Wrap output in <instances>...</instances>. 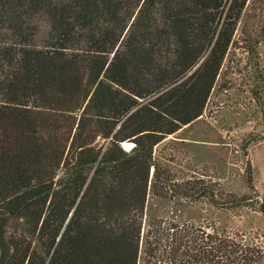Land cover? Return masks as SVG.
<instances>
[{
	"label": "trees",
	"instance_id": "16d2710c",
	"mask_svg": "<svg viewBox=\"0 0 264 264\" xmlns=\"http://www.w3.org/2000/svg\"><path fill=\"white\" fill-rule=\"evenodd\" d=\"M247 7L255 46L264 0H0V264H261L242 233L154 214L252 200L153 157L202 114Z\"/></svg>",
	"mask_w": 264,
	"mask_h": 264
},
{
	"label": "rangeland",
	"instance_id": "374dc122",
	"mask_svg": "<svg viewBox=\"0 0 264 264\" xmlns=\"http://www.w3.org/2000/svg\"><path fill=\"white\" fill-rule=\"evenodd\" d=\"M247 10L202 114L157 144L153 157L176 178L195 176L212 181L218 200H228L230 194L252 200L232 208L181 200L173 208L164 204L154 214L173 215L227 234L242 233L260 243L264 251V213L255 210L264 206V39L254 46L250 40L259 31H241ZM246 141L250 142L247 154L243 150ZM122 146L129 150L132 142ZM248 163L257 196L246 183ZM147 201L153 204L150 196ZM137 264H145L141 254Z\"/></svg>",
	"mask_w": 264,
	"mask_h": 264
},
{
	"label": "water",
	"instance_id": "95a60500",
	"mask_svg": "<svg viewBox=\"0 0 264 264\" xmlns=\"http://www.w3.org/2000/svg\"><path fill=\"white\" fill-rule=\"evenodd\" d=\"M130 150V149H129Z\"/></svg>",
	"mask_w": 264,
	"mask_h": 264
}]
</instances>
